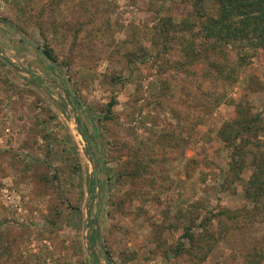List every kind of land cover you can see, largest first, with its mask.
<instances>
[{"label": "rangeland", "instance_id": "1", "mask_svg": "<svg viewBox=\"0 0 264 264\" xmlns=\"http://www.w3.org/2000/svg\"><path fill=\"white\" fill-rule=\"evenodd\" d=\"M215 6L0 0V264H246L263 252L261 218L216 215L247 205L253 167L231 175L220 131L239 104L264 120V48L244 65L236 50L218 59L227 79L215 81L203 52L180 47L190 33L161 37L168 19L199 32ZM184 215L204 239L179 259Z\"/></svg>", "mask_w": 264, "mask_h": 264}, {"label": "trees", "instance_id": "2", "mask_svg": "<svg viewBox=\"0 0 264 264\" xmlns=\"http://www.w3.org/2000/svg\"><path fill=\"white\" fill-rule=\"evenodd\" d=\"M194 1L197 9L203 10L204 0ZM212 1L216 5L214 7L216 15L215 17L206 16L199 32L194 30V24L187 32L186 27L190 25L189 23H183L181 25L183 29H179L178 25L168 19L162 23L165 30L161 37L165 43L167 41L173 43L178 41L174 40V34H177V39H183L185 34L190 33L187 46L184 44L180 46L183 48L182 50L188 53L192 45L196 46L198 54L203 52L198 57L207 60L209 67L217 74L216 77L209 76H212L215 81H225L227 79L225 72L227 71L218 59H226L230 51L236 50L239 54V61H237L244 65L255 56L257 49L264 48V0ZM28 42L40 50L35 42ZM41 53L49 61L54 58L50 49L43 50ZM207 79L208 77L201 80L206 82ZM214 85L220 88L217 84ZM214 95L215 100L218 101L217 105L222 104L224 100L226 102V94L216 91ZM73 101L78 100L74 98ZM111 108L112 104L107 108L108 113H110ZM105 118L108 117L105 116ZM220 132V138L226 148L230 150L228 167L231 175L240 180L243 171L249 165L253 167V171L245 183L244 200L247 205H243V208L239 209L238 212L224 210L216 217H225L233 226H236L243 219L244 221H251L261 218L264 221V135L262 140L258 138L260 134H264L262 115L254 114L249 109H242L241 104H239L236 106L234 120L226 123ZM184 218L186 222L183 238L189 242L190 248L185 250L181 246L176 247L173 256L179 259L190 258L191 252L198 249L196 245L204 239V235L197 236L193 232L197 218H190L187 215H184ZM203 221L205 222L201 225L206 229L209 219ZM246 264H264V250L256 256H249Z\"/></svg>", "mask_w": 264, "mask_h": 264}, {"label": "water", "instance_id": "3", "mask_svg": "<svg viewBox=\"0 0 264 264\" xmlns=\"http://www.w3.org/2000/svg\"><path fill=\"white\" fill-rule=\"evenodd\" d=\"M4 62H5V64L7 65V66H9L11 69H13L14 71H18L11 63H9L8 61H6V60H3ZM85 228V227H84Z\"/></svg>", "mask_w": 264, "mask_h": 264}]
</instances>
